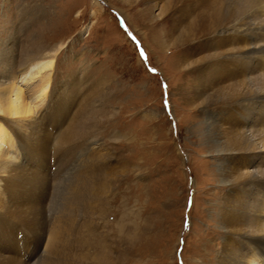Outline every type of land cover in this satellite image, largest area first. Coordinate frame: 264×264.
I'll return each mask as SVG.
<instances>
[{
    "label": "rangeland",
    "instance_id": "obj_1",
    "mask_svg": "<svg viewBox=\"0 0 264 264\" xmlns=\"http://www.w3.org/2000/svg\"><path fill=\"white\" fill-rule=\"evenodd\" d=\"M210 11L0 0V264H237V155L219 154L237 145L220 59L237 40L205 37Z\"/></svg>",
    "mask_w": 264,
    "mask_h": 264
},
{
    "label": "bare ground",
    "instance_id": "obj_2",
    "mask_svg": "<svg viewBox=\"0 0 264 264\" xmlns=\"http://www.w3.org/2000/svg\"><path fill=\"white\" fill-rule=\"evenodd\" d=\"M203 1L217 22L205 37L237 40L235 50L220 57L221 63L237 71V95L232 100L237 106V127H233V141L237 145L219 151V154L237 155V228L229 237L235 243L237 264H264V0ZM229 12L233 16L224 21ZM52 62V58H41L32 64L33 72L27 66L24 83H29L36 73L41 75L43 69L50 70ZM22 93L21 86H11L4 103L19 99ZM4 135L0 126V141ZM56 237V233L48 231L38 257L47 253L48 244ZM222 253L223 263L226 253Z\"/></svg>",
    "mask_w": 264,
    "mask_h": 264
}]
</instances>
